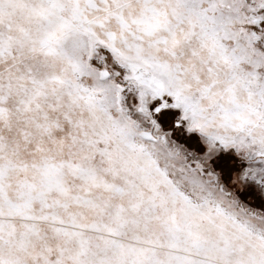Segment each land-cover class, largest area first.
Instances as JSON below:
<instances>
[{
  "label": "snow or ice",
  "instance_id": "6c2138e0",
  "mask_svg": "<svg viewBox=\"0 0 264 264\" xmlns=\"http://www.w3.org/2000/svg\"><path fill=\"white\" fill-rule=\"evenodd\" d=\"M0 264H264V0H0Z\"/></svg>",
  "mask_w": 264,
  "mask_h": 264
}]
</instances>
